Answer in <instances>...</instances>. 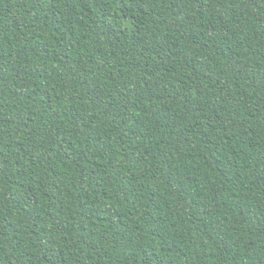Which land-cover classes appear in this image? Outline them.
<instances>
[{
	"label": "trees",
	"instance_id": "obj_1",
	"mask_svg": "<svg viewBox=\"0 0 264 264\" xmlns=\"http://www.w3.org/2000/svg\"><path fill=\"white\" fill-rule=\"evenodd\" d=\"M0 264H264V0H0Z\"/></svg>",
	"mask_w": 264,
	"mask_h": 264
}]
</instances>
